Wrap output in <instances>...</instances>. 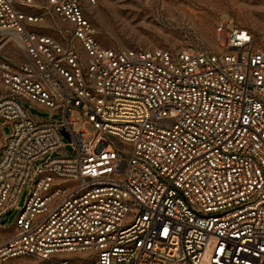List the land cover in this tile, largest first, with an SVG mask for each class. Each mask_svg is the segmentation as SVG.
<instances>
[{
	"label": "built area",
	"instance_id": "2783aa9c",
	"mask_svg": "<svg viewBox=\"0 0 264 264\" xmlns=\"http://www.w3.org/2000/svg\"><path fill=\"white\" fill-rule=\"evenodd\" d=\"M97 1L0 0V219L30 187L0 264H264V48L104 47Z\"/></svg>",
	"mask_w": 264,
	"mask_h": 264
},
{
	"label": "rangeland",
	"instance_id": "374dc122",
	"mask_svg": "<svg viewBox=\"0 0 264 264\" xmlns=\"http://www.w3.org/2000/svg\"><path fill=\"white\" fill-rule=\"evenodd\" d=\"M93 27L94 36L104 47L166 49L177 52L183 49L218 50L225 46L222 35L219 45L215 42L216 25L219 20L229 21L232 25L246 28L253 36L254 43L264 48V0H98L87 11ZM52 26L53 23H47ZM52 31V29H48ZM4 51L11 57H22L13 38L5 45ZM1 87V85H0ZM28 107V102H22ZM31 115L39 118H56L38 106L29 107ZM79 121L77 111L71 113ZM78 123L75 130L81 127ZM88 135L92 129L85 125ZM10 132L4 119H0V144ZM63 142L66 140L63 139ZM72 154L70 146L62 151L53 152L51 157ZM36 177L33 179V182ZM30 192L25 185L19 195L17 208L0 219V240L13 230V223ZM5 220L4 223H1ZM71 257L62 253L56 258ZM49 261L31 256H19L2 264H49Z\"/></svg>",
	"mask_w": 264,
	"mask_h": 264
},
{
	"label": "water",
	"instance_id": "95a60500",
	"mask_svg": "<svg viewBox=\"0 0 264 264\" xmlns=\"http://www.w3.org/2000/svg\"><path fill=\"white\" fill-rule=\"evenodd\" d=\"M10 213V211L8 212V214ZM5 220H2L1 223H4Z\"/></svg>",
	"mask_w": 264,
	"mask_h": 264
},
{
	"label": "crops",
	"instance_id": "0c3cea01",
	"mask_svg": "<svg viewBox=\"0 0 264 264\" xmlns=\"http://www.w3.org/2000/svg\"><path fill=\"white\" fill-rule=\"evenodd\" d=\"M2 144H0V147H1ZM13 231V230H12Z\"/></svg>",
	"mask_w": 264,
	"mask_h": 264
}]
</instances>
